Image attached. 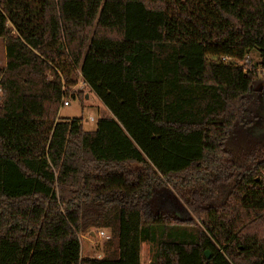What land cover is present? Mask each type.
Here are the masks:
<instances>
[{"label":"trees","instance_id":"obj_1","mask_svg":"<svg viewBox=\"0 0 264 264\" xmlns=\"http://www.w3.org/2000/svg\"><path fill=\"white\" fill-rule=\"evenodd\" d=\"M0 38V264H264V0H0Z\"/></svg>","mask_w":264,"mask_h":264},{"label":"rangeland","instance_id":"obj_2","mask_svg":"<svg viewBox=\"0 0 264 264\" xmlns=\"http://www.w3.org/2000/svg\"><path fill=\"white\" fill-rule=\"evenodd\" d=\"M257 56V53L253 52L251 54V61L253 59L255 62L257 60ZM5 65V41L0 38V67H4ZM78 75L74 77L76 84L69 90L74 94H78V92H80L81 95H78V98L74 100L71 97H67L66 100L70 101V105H60L59 116L64 119L83 117L85 129L94 130L96 128L98 119L107 114V109L98 96L81 81L80 76ZM170 208L176 209V206L174 207L171 205ZM184 211L186 212L185 209ZM185 212L180 213L185 215ZM101 230H104L109 236L110 230L106 228H92L80 235L82 256L101 257L103 255L102 250L104 248L105 242L107 241L106 238L108 237L100 236L99 231ZM150 261L151 246L148 243H144L142 245V264H149Z\"/></svg>","mask_w":264,"mask_h":264},{"label":"built area","instance_id":"obj_3","mask_svg":"<svg viewBox=\"0 0 264 264\" xmlns=\"http://www.w3.org/2000/svg\"><path fill=\"white\" fill-rule=\"evenodd\" d=\"M222 61L226 62V63H231V62H235L232 58H228V57H222ZM251 62V56H247L244 60V64H249ZM66 90V89H65ZM67 97H65L62 101L61 106H68L70 105V101L66 100ZM99 235L102 237H108V234H106V232L104 230L99 231Z\"/></svg>","mask_w":264,"mask_h":264},{"label":"water","instance_id":"obj_4","mask_svg":"<svg viewBox=\"0 0 264 264\" xmlns=\"http://www.w3.org/2000/svg\"><path fill=\"white\" fill-rule=\"evenodd\" d=\"M262 105H263V108L260 112V116L264 119V86H263V91H262ZM253 132L255 135H260V134H263L264 133V121L262 123V126H256L253 128ZM207 256L209 257V252H207Z\"/></svg>","mask_w":264,"mask_h":264},{"label":"flooded vegetation","instance_id":"obj_5","mask_svg":"<svg viewBox=\"0 0 264 264\" xmlns=\"http://www.w3.org/2000/svg\"><path fill=\"white\" fill-rule=\"evenodd\" d=\"M263 121H264V119L262 118L260 126H262Z\"/></svg>","mask_w":264,"mask_h":264},{"label":"crops","instance_id":"obj_6","mask_svg":"<svg viewBox=\"0 0 264 264\" xmlns=\"http://www.w3.org/2000/svg\"><path fill=\"white\" fill-rule=\"evenodd\" d=\"M96 257V256H95ZM99 258V257H98Z\"/></svg>","mask_w":264,"mask_h":264}]
</instances>
